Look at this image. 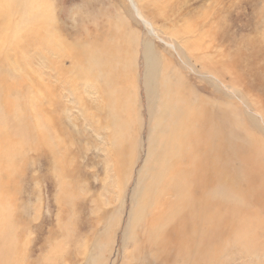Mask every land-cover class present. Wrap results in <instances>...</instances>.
<instances>
[{
	"label": "rangeland",
	"instance_id": "1",
	"mask_svg": "<svg viewBox=\"0 0 264 264\" xmlns=\"http://www.w3.org/2000/svg\"><path fill=\"white\" fill-rule=\"evenodd\" d=\"M34 5L31 11L27 0H0V78L2 72L14 83L16 101L14 111L0 105V137L7 142L0 149V264H264V199L257 204L254 190L244 196L248 182L262 189L264 183L246 175L264 169V0ZM47 6L52 21L39 22ZM145 46L156 78L150 102ZM111 57L116 62L106 61ZM164 102L188 112L178 152L198 166L194 181L189 172L191 199L208 201L205 221L172 217L171 228L178 221L183 229L171 242L160 238L164 223L149 231L136 213L177 200L162 189L170 178L156 186L144 167L153 158L148 151L168 134L165 114L162 124L157 120ZM209 110L231 149L222 151L221 180L203 191L197 180L206 168L215 173L217 162L207 165L200 155L193 163L191 148L198 135L208 139L214 124L203 115ZM216 216V229L206 231V219ZM242 217L249 238L225 242L246 245L229 243L212 260L207 248L229 235L223 225L235 228Z\"/></svg>",
	"mask_w": 264,
	"mask_h": 264
},
{
	"label": "bare ground",
	"instance_id": "2",
	"mask_svg": "<svg viewBox=\"0 0 264 264\" xmlns=\"http://www.w3.org/2000/svg\"><path fill=\"white\" fill-rule=\"evenodd\" d=\"M132 2H133V0H132ZM34 3H35V0H27V6L31 11H36ZM4 9H5V11L6 10L8 11L9 10V4L6 7H4ZM132 9H133V11H135L137 18L139 20H142L145 23L144 19L141 17V14L138 11H136V7H134L132 5ZM47 11L48 12H46L44 15H42V17L37 18V20L39 22H48L49 20L52 21V14H51V10H50L49 6H47ZM149 32L152 35L155 33L151 29ZM51 33H52V31H51ZM58 41H59V39H58ZM148 46H145V50H144L146 60H144L145 66H144L143 81H144V85H145V90L147 92L148 101L150 102L151 95H150V93L148 94V92L150 91L151 94H153L155 92V89H156L155 80H156V78L154 75V61H152V58L150 56V50H149ZM10 47H11V49H12V47L14 48V44H13L12 40H10ZM169 47L171 48V46H169ZM172 47H173V49H175V47L173 45H172ZM12 51H14V50L12 49ZM112 52L113 51H111V53ZM114 56H115V53H114ZM113 58L114 57H111L110 59L107 58L106 61L110 60V63H113V61H114ZM114 62H116V61H114ZM110 68H112V67H110ZM104 69H105V67H104ZM102 71H104V70H102ZM110 71H108V72H110ZM102 74H103V72H102ZM108 78H109V76H108ZM6 80H7V78H6L5 74L1 72L0 105H1V103L5 102L7 108L10 111H14L15 106H16V101L14 98V83L7 82ZM147 80L151 82L149 87L147 86ZM164 103H165V110L161 111V114L157 118V120L162 124V115L165 114L164 117L167 118V120L169 121L168 124H170L164 128V130H166L168 132V134L162 140L164 143H161L160 146H158L155 150L151 149L148 151L147 156H153V158H150L151 160H149V159L146 160V162L144 163V167H147V166L149 167L147 174L149 173V176L154 178V182H155L156 186H159V182L164 181L165 178H170L169 179V186H167L166 188L162 187V189H167L168 195L169 194L170 195L176 194L177 200L175 203H171L170 205H169V202L167 203V202H163L162 200H160L161 208L159 210H156V211H152V210L148 211L147 213H143L145 211V208H144V206H140L138 211H136V213H137V216L139 217V220H141V224L144 222L145 227L149 231L150 230L152 231V230L159 228L160 225L162 223H164L163 228H162V232L160 234V238H162L166 242H171V241H173V239L175 237L176 238L180 237L181 230L183 229L181 226L178 225V221L175 222L176 228L175 229L171 228L172 224L174 223V220L172 217L176 215V216H178V219L187 218L190 225L195 224L196 222L200 221L201 219H204V221H205V216L207 214L205 212V207H208V201L206 199L207 196H205V195H201L200 198L195 199V200L191 199V197H190L191 194H190L189 189L191 187L192 180L190 177H191V175L193 176V181L196 179L195 171L197 170L198 166L196 164H195L196 166L194 164H192V160L190 161L191 164L185 163L184 159L179 156V152H178V146L180 143L179 140L184 141V135L186 133L185 128L187 125V120H186L185 115L188 112L184 110L185 114H182L181 109L178 106H176L175 104L167 103V102H164ZM120 108H121V106H120ZM219 110L220 109L218 108L217 113L219 112ZM124 112H126V110ZM121 117H122V115L118 114L117 108L115 107V121L118 124H120L119 119H121ZM181 117H182V119H181ZM125 118L128 120L127 115H125ZM203 118H204V120H206L207 123L209 121H212L214 125L212 127H210V130L208 132L210 134H208V139L206 141L203 142V140H202L200 142V140H201L200 135H198V137L192 141L193 148H191V149L193 152L191 153V155H192L193 163L195 162L194 159L197 160V158H198L197 161L200 162V155L203 156V159L207 165L212 164L213 160H216V162H217V164H216L217 167L214 169L215 173L210 172V169L206 168L205 172H202V174H203L202 178L200 180H197V181H199L198 186L201 185L202 190L205 191V190H207L208 187H210V184L213 181V179L215 180V177L218 181L221 180V176L223 174V169L220 166H222L221 162L223 161V158H224L222 151H228L231 148L227 147L228 141L226 140V138H224V135H222L219 132V130L217 129V123L215 122V119L213 120L214 117L212 115V111H210V110L206 111L205 114L203 115ZM161 124H158L156 126V129H158L161 126ZM237 132H238V130H237ZM156 135H157L156 133H153V135H152L155 142H156V140H155ZM8 139H11V137H8ZM211 140L216 141V143L214 144L213 142H211ZM6 143L7 142L5 141V139L0 137V149ZM249 143H253V142L249 141ZM245 145H247V144H245ZM183 149H184V151H186V148H184V146H183ZM252 152L256 153V150H252ZM261 155L264 156V153H261ZM0 157H1V155H0ZM175 160H177L181 166L176 165L174 163ZM262 161H264V160H262ZM189 172L191 173V175ZM150 173H151V175H150ZM246 175H248V176L252 175V177L255 178L256 181L263 182L264 169H263V167L256 166L255 170H253V172L251 174H246ZM0 177H1V175H0ZM188 177H189V180H188ZM249 190L256 191V194L258 195V198H256V203L261 205L262 201L264 199L262 197V195L264 196V183H263V189H262L261 184H260V186H258L256 188L255 187L249 188V182H248V186L244 192V196L246 194H248ZM254 194H255V192H254ZM182 206L185 208H190V212H183ZM263 208H264V206H263ZM202 214H203V217H202ZM217 217L218 216L209 218V224L207 221L208 218L206 219V231L211 232V231L216 229V227L212 225V220L213 221L216 220ZM222 220H223V218H222ZM223 226L226 229V231L229 233L230 236L229 235L228 236L223 235L220 239V241H223V242H221L219 244L213 243L208 248L206 246L207 252L214 256L212 260H214L216 258V256L218 255V253L215 254L216 253L215 251L220 247H227L228 246L230 248L229 243H232L233 245H235L236 248L242 247L241 244L243 246L246 245V244L244 245V241L225 242V240H227L229 237L235 235L239 239V235H242L244 237V239L247 240L250 236L249 228L244 223L243 217L238 220L237 226L235 228L230 226V225L228 228L225 226V224ZM204 231H205V224H204ZM194 235H195V230L190 229L189 233L186 236H184V239H186L188 249L191 248V242H192V238L194 237ZM236 237H234V238L236 239ZM179 241H180V239H179ZM166 251H167V249H164L163 253L165 254ZM261 256H263V255H261ZM198 258H199V256H198ZM190 264H192V263L190 262Z\"/></svg>",
	"mask_w": 264,
	"mask_h": 264
}]
</instances>
